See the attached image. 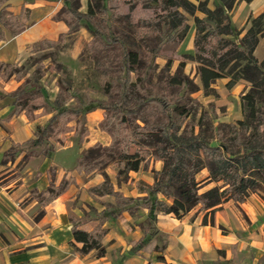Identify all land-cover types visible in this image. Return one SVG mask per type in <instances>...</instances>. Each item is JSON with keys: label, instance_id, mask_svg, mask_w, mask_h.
I'll list each match as a JSON object with an SVG mask.
<instances>
[{"label": "trees", "instance_id": "obj_1", "mask_svg": "<svg viewBox=\"0 0 264 264\" xmlns=\"http://www.w3.org/2000/svg\"><path fill=\"white\" fill-rule=\"evenodd\" d=\"M34 1L24 0L25 3ZM61 1L63 7L52 18L65 22L68 31L59 35L57 41H40L41 49L63 44L65 36L77 32L82 27V22L88 21L78 10V5L73 4L75 0ZM103 1L89 0L88 16H93L95 8L104 12L106 9ZM133 1H129V8L139 3L142 8L160 10L153 22L158 29L164 26L165 42L179 44L186 36L188 17L193 19L195 54L185 55L184 58L198 64L196 76L200 85H195L183 73L184 59L175 73L170 75L167 73L168 63L158 70L155 51L142 55L139 51L132 50L124 37L114 35L101 45L97 38H101L103 34L96 28L93 29V39L87 45V53L104 78L118 75L117 82L106 81L103 85L104 94L113 98L110 103L94 99L87 91L74 88L68 80L67 70L60 67L56 72V98L50 103L43 93V85L38 82L44 75L40 66L36 65L33 72L27 66L31 57L22 65L0 61V79L14 76L20 82L17 89L9 93L14 99L12 113L24 112L29 119L51 114L49 119L37 126L34 138L24 143H15L5 151L1 163L7 165L20 157V165L23 166L32 156L42 154L50 158L55 149L50 139L63 144L64 135L69 131H74L76 144L81 145L86 128L79 118L96 109L103 110V118L98 125L101 131L109 135L111 142L108 146L97 143L83 148L74 169L102 175V183L89 188L88 193L114 196V209L118 214L124 211L135 214L142 208L147 209L146 225L140 224L144 231L143 239L134 242L131 251L158 252L165 247V240L156 229L158 212L172 213L180 218L198 208V211H205L202 222L214 226L215 206L229 199L243 203L256 190L260 180L264 179V58L259 63L253 54L259 39L264 37V11L251 18V25L239 37L241 31L233 26L230 12L239 1L250 3L251 0H218L214 9L207 6V1L201 0ZM7 6V0H0V40L4 37V30L15 36L25 29L21 16L8 11ZM197 12L203 17L197 16ZM140 22L144 26L149 24L146 20ZM46 57L48 54L43 56ZM136 68L142 72L135 77L134 82L131 75ZM224 76L230 77L227 88L234 86L239 79L251 83L249 92L241 97L243 119L236 123L215 125L213 118L205 111L200 116V122L184 125V117L181 119L183 114L186 118L190 114L196 115L201 109L191 94L202 89L206 96L214 95L211 85ZM153 79L156 80L154 83ZM140 91H147V95H137ZM134 94L138 101L128 100ZM114 95L117 97H113ZM38 110L40 113L36 114ZM71 121L75 122V126L69 125ZM131 145L137 147L134 153L128 151ZM147 155L161 160L162 168L152 170L153 185H138L140 192H145L146 195L127 198L115 191L106 170L114 169L118 184L127 182L130 171H138L144 167ZM203 169L207 170V175L203 180L197 181L196 175ZM53 172L52 169L51 174ZM6 173L8 172L0 173V184L9 182L6 178L3 179ZM70 182L71 179L64 178L60 185H56L51 180L47 189L40 193L32 192L31 195L41 206L34 221L42 218L43 207L64 193ZM214 182L222 184L199 191ZM158 193L171 199V203L167 204L159 199ZM107 210L99 213L95 219L86 211L80 219L70 218V245L78 254L86 256L94 251L97 257L104 255L101 238L106 233L102 223L108 216ZM89 222L91 226L87 225ZM158 260H163V257L159 255Z\"/></svg>", "mask_w": 264, "mask_h": 264}, {"label": "crops", "instance_id": "obj_2", "mask_svg": "<svg viewBox=\"0 0 264 264\" xmlns=\"http://www.w3.org/2000/svg\"><path fill=\"white\" fill-rule=\"evenodd\" d=\"M35 1L25 3L24 0H7V10L21 16L25 29L15 36L4 30V37L0 40L1 62L22 65L32 53L48 50L40 48V41H57L59 35L68 31V25L63 21L53 20V15L51 20L44 19L48 11L44 5ZM190 1L196 2V0ZM201 1L208 3L214 0ZM60 2L62 8L63 2L61 0ZM242 4L244 8L240 20H244L251 12L259 15L264 11V0L239 3L238 9ZM197 13L196 15L199 16ZM43 20L63 23L66 28L59 31L54 39L41 37L29 43L26 40L28 32L34 33L37 25ZM187 24L186 36L177 49L183 55L191 54L194 49L195 22L190 24L187 19ZM255 48V55L263 59L264 37L259 39ZM19 85L20 82H17L14 76L0 79V173L10 170L9 167L12 166L11 163L7 165L1 163L2 154L13 144L24 143L34 138L37 126L42 125L51 116L45 114L29 119L24 112L13 114L14 99L9 93ZM56 94L55 84L54 95L52 98H47L48 101H54ZM39 113L40 110L36 112ZM103 113V110L96 109L85 115L86 135L81 145L76 144L74 131H69L64 135L65 142L55 146L50 158L42 154L30 157L19 169V177L13 185H10L11 182L0 184V222L4 227L8 224L6 228L15 230L19 239L17 243L22 245L20 249L14 250L15 252L0 249V264H13L19 256L28 264H264V201L258 197H250L243 203L229 199L215 206L214 226L202 222L205 211H198V208L190 210L180 218H176L172 213L158 212L156 229L164 238L165 247L158 252H132V244L143 239L144 231L140 224L146 225L147 209L142 208L135 214L129 211L118 214L114 209V196L88 193L89 188L102 183V175L97 172H78L74 169L83 148L97 143L103 146L110 144L109 135L101 131L98 125ZM90 128L93 131L98 130L95 140L86 139L88 132L91 135ZM161 168V166L141 167L138 171L129 172L127 182L118 184L115 175L113 179L110 178V182L114 190L124 197H142L146 193H141L138 185L140 183L153 185L152 170H161ZM52 169L53 174H51ZM106 173L108 174L107 170ZM64 178L71 179L68 189L44 206L42 218L34 221L33 218L41 210V206L31 195L32 192L40 193L47 189L51 180L53 184L60 185ZM157 195L167 204L171 203V199L166 200L163 194ZM106 209L108 216L102 223L106 233L101 238L104 255L97 257L94 251L86 256L78 254L70 245L72 242L70 218L80 219L86 211L95 219ZM87 225L91 226L90 222ZM17 252L20 253L15 256ZM13 254H15L14 261L10 257ZM159 255L163 260H158Z\"/></svg>", "mask_w": 264, "mask_h": 264}, {"label": "rangeland", "instance_id": "obj_3", "mask_svg": "<svg viewBox=\"0 0 264 264\" xmlns=\"http://www.w3.org/2000/svg\"><path fill=\"white\" fill-rule=\"evenodd\" d=\"M129 1L131 0H104L103 7L106 10L102 12L100 9L95 8L93 16H88L87 5L89 0H75L73 2V4L78 5V10L87 17L88 21H83L82 27L74 34L65 36V42L63 44L48 50L37 51V53L29 55L31 59L28 61L27 66L29 67L30 72H33L37 65L38 67L40 66L41 71L44 73V75L38 79V82L43 85V91L46 98H52L54 95L56 72L60 67L64 71L67 70L68 80L74 88L87 91L88 95L94 99L97 98L109 103L113 100L111 96L104 94L103 85L106 81L117 82L118 75H109V77L104 78L96 67H94V62L91 59L90 54L87 53V45L93 39V29L95 28L99 29L103 34L101 38H97L101 45L107 43L110 37L114 35L124 37L127 45L132 50L139 51L142 55H148L147 52L155 51V64L158 65V70L166 67V63H168L167 73L170 75L175 73L180 65L179 63L184 59L185 65L182 67L183 73L187 75L195 85H200L199 78L196 76L198 64L191 59L184 58L185 55L177 50L179 44L165 42L166 36L164 26L158 29L154 25L153 19L156 17V14L160 13V10L156 8H142L139 3H136V0H132L136 5L134 4L133 8H129ZM217 1L218 0L212 2L208 1L207 6L214 9V4L217 3ZM35 2L44 5L45 9L48 11L44 16V19L48 20H51V16L59 12L61 8L60 0H37ZM243 2L244 1H239L235 9L230 12V20L233 21L236 30L241 31L239 37H242L245 30L251 25V18L257 16L251 12V14L246 16L244 20H240L244 4H242L243 7L241 6L239 9L238 4ZM25 12L28 15L27 10ZM197 14L201 16L200 13ZM48 20H43L37 25V28L35 29L36 34L32 31L28 32L26 40H28L29 43H33L36 39L41 37L54 39L59 31L65 30V24L53 23ZM142 20L148 21L149 24L144 26V24L140 22ZM188 21L190 24L194 23L191 17L188 18ZM232 39L236 40L235 38ZM46 54H48V57L43 58ZM194 54L195 50L193 49V52L189 55L193 56ZM253 54L257 62L261 63L263 59H260L255 55V50ZM141 72L142 71L139 68H136L135 72L131 75V79L135 82V77H138ZM229 80L230 77L224 76V78L215 81V83L211 85L214 90V95L206 96L202 89L193 92L191 97L198 101L201 109L198 110L196 115L190 114L186 118L185 114H183L181 119L184 117V125L185 123L192 124L193 122L194 124H197L200 122V116L205 111L210 118H213L212 120L215 125H218L219 123H236L242 120L243 107L241 106V97L249 92L251 83L244 79H239L234 86L227 88L226 84ZM155 81L156 80L153 79V83ZM137 95H147V91H140ZM137 95L134 94L131 98L129 97L128 100L132 102L138 101ZM113 97H117V95H114ZM49 102L53 103V100H50ZM79 119L81 124L86 127L85 124L87 123V120L85 115ZM70 124L74 125L75 122L71 121ZM97 132L98 130L93 131L91 129V135L88 132L86 139L95 140ZM194 132H197V128L194 129ZM50 142L55 146L58 144L54 139H50ZM136 149L137 147L131 145L128 151L134 153ZM147 152L150 153V150ZM147 157L148 159L143 165L144 167H162V161L156 156L147 155ZM11 165L12 166L9 167L10 170H7L8 173L5 174L3 179L6 178V180L11 182L10 185H13L15 180L19 177V169L21 168L20 159H16ZM107 172L109 180L110 178L113 179L115 175L114 169L108 168ZM206 175L207 170H201L199 174L196 175L197 181L203 180ZM221 184L222 182H214L202 187L199 191L201 192L214 187V185ZM250 197H258L260 200L264 201V179L260 180L256 190L251 192L245 200ZM165 199L168 200V198ZM7 226L9 225L7 224L4 227L0 222V249H9V252H12L20 249L22 245L17 243L18 237L15 230L10 227L6 228ZM19 253L20 252L15 253L16 255H10V257L13 259V256H17ZM19 263L28 264L20 256L16 257L13 264Z\"/></svg>", "mask_w": 264, "mask_h": 264}]
</instances>
